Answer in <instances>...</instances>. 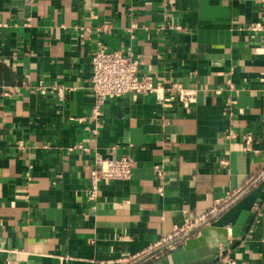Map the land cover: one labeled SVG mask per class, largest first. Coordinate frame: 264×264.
<instances>
[{"label":"crops","instance_id":"crops-1","mask_svg":"<svg viewBox=\"0 0 264 264\" xmlns=\"http://www.w3.org/2000/svg\"><path fill=\"white\" fill-rule=\"evenodd\" d=\"M256 22L264 0H0V264H133L222 209L138 264H264ZM99 44L131 46L141 75L195 102L123 95L93 119ZM39 81L71 90L59 100ZM110 153L133 156L132 177L90 199V166Z\"/></svg>","mask_w":264,"mask_h":264},{"label":"built area","instance_id":"built-area-1","mask_svg":"<svg viewBox=\"0 0 264 264\" xmlns=\"http://www.w3.org/2000/svg\"><path fill=\"white\" fill-rule=\"evenodd\" d=\"M250 29L264 31V24L256 22L250 25ZM140 64L141 62L135 56L131 46L119 50H108L105 45L99 44L91 60L90 88L95 95L91 108V117L93 119L98 121L108 100L123 95L149 93L156 95L158 100L164 101L168 98L165 95L167 93L171 99L178 97L187 107L195 102L196 91L194 89L186 88L182 84L177 83H171L166 86L164 80H156L153 75H141L139 72ZM228 84L231 87L230 81H228ZM32 89L42 95L50 94L56 96L59 100H64L67 93L71 90L70 87L61 85L58 82L48 85L43 81H39ZM221 92V88L215 90V93ZM229 104L230 99H227L226 106H229ZM93 132L97 134V128ZM246 142L248 145L252 142V135L246 137ZM20 145L22 146L23 144L20 143ZM77 146L84 150L88 149L81 144ZM221 162L225 163L226 160H221ZM134 166L135 159L128 154L119 157H115L111 153L109 155H96L90 166L89 183L91 189L89 190V198L95 199L97 197L99 183L102 181L130 179ZM158 171L160 170L158 169ZM229 199L226 198L217 203H228ZM194 225L195 223L188 222L184 231L192 229ZM60 264H66V259L61 257Z\"/></svg>","mask_w":264,"mask_h":264},{"label":"water","instance_id":"water-1","mask_svg":"<svg viewBox=\"0 0 264 264\" xmlns=\"http://www.w3.org/2000/svg\"><path fill=\"white\" fill-rule=\"evenodd\" d=\"M242 195V194H241ZM240 195V196H241ZM240 196H238L237 198H236V200L240 197ZM236 200H234L231 204H233ZM228 206H230V205H228ZM223 210H225V209H222V211ZM221 211V212H222ZM221 212H219V213H217L216 215H214L211 219H209V220H207L205 223H203V224H201V225H199V226H197L196 228H194V229H191L190 231H188V232H186L183 236H181V237H179V238H177L176 240H173V241H171V242H169V243H167L166 245H164V246H162L161 248H159V249H156L154 252H152V253H150V254H148V255H146L145 257H143V258H141V259H139L138 261H136L135 263H133V264H138V263H140L141 261H143V260H145V259H147L148 257H150V256H152V255H154V254H156L157 252H159V251H161V250H163L164 248H166V247H168V246H170V245H172L174 242H176V241H178V240H180L181 238H183L184 236H186L187 234H190L191 232H193V231H195V230H197V229H199L200 227H202L204 224H207V223H209L214 217H216L218 214H220Z\"/></svg>","mask_w":264,"mask_h":264}]
</instances>
